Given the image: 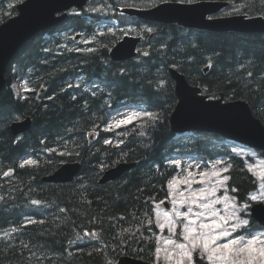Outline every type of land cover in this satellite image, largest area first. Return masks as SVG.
<instances>
[{"label":"trees","instance_id":"1","mask_svg":"<svg viewBox=\"0 0 264 264\" xmlns=\"http://www.w3.org/2000/svg\"><path fill=\"white\" fill-rule=\"evenodd\" d=\"M3 1L0 22L16 14ZM99 1L111 7L163 0ZM223 1L239 3L249 15L264 11L262 0ZM98 22L94 13L72 10L56 27L26 41L6 68L0 91V264H113L123 254L153 260L155 204L168 196L169 182L186 159L200 169L230 161L227 183L239 202L257 188L243 157L230 155L225 139L172 132L176 97L169 68L212 97L245 100L264 123V33L145 22L152 33L145 31L137 56L112 61L109 49L123 31ZM76 32L90 36L89 42L69 43ZM126 104L140 115L109 126L110 110ZM25 116L31 126L14 136L10 123ZM68 161L81 164L71 182L41 181ZM120 161L135 164L119 178L98 183ZM194 264L207 263L196 255Z\"/></svg>","mask_w":264,"mask_h":264},{"label":"water","instance_id":"2","mask_svg":"<svg viewBox=\"0 0 264 264\" xmlns=\"http://www.w3.org/2000/svg\"><path fill=\"white\" fill-rule=\"evenodd\" d=\"M86 0H25L17 5L18 14L0 25V91L5 85V69L18 49L31 36L61 22L66 13L57 15L71 6H82ZM225 5L218 2H199L195 4L163 3L148 10L124 11L136 14L144 20L177 22L184 26H196L214 31L229 29L256 32L264 31V19L257 17L244 19L232 16L219 19H205L207 13L214 12ZM139 37L125 36L110 50L113 60L132 58ZM169 74L175 82L177 102L170 115L171 129L174 132L198 130L219 133L252 146L264 148V127L254 118L247 103L239 100L223 102L224 95L218 99H208L202 89L192 86L186 77L176 69L170 68ZM31 126L29 117L10 124L13 135L24 133ZM134 163H120L104 173L100 183L113 181L123 175ZM79 162L63 164L57 171L44 180L48 182H71L80 172ZM252 215L264 224V205L256 204L251 208ZM117 264H148L128 257H121Z\"/></svg>","mask_w":264,"mask_h":264},{"label":"snow or ice","instance_id":"3","mask_svg":"<svg viewBox=\"0 0 264 264\" xmlns=\"http://www.w3.org/2000/svg\"><path fill=\"white\" fill-rule=\"evenodd\" d=\"M264 2V0H262ZM111 31V30H109ZM150 31V29H149ZM146 115L152 116L151 113H146ZM135 117H127L123 120H119L115 123V127H119L121 124L131 123L132 119ZM154 118V117H153ZM108 143V141H105ZM25 164L33 163L32 161H25ZM216 163H221L217 161ZM23 166V165H21ZM221 171L226 172L227 168ZM7 175V173H5ZM192 173H189L191 176ZM203 182V178L208 177L207 173H200ZM212 176H219L220 172H213ZM210 178V177H209ZM228 179L227 176L222 177L221 180L217 181L216 186H223V181ZM177 183H187L189 186L192 181L184 178L180 181H176L173 178V182H170L169 187H175ZM216 186L208 189H200L199 192L193 191L188 197H184L183 193H180L181 199L179 203L185 204H196L197 207L204 209L202 212L193 213L192 208L189 207L186 212H181L177 208L173 209L174 215L177 219H183L187 223L183 224L182 238L185 243H176L171 239L165 241L166 244H174L175 249H179V259L176 264H184L187 260V264H194L193 253H198L200 259H206L208 264H264V234L260 236L251 235L249 238L245 239L244 236H237L236 238L229 239L225 243H218V241L224 240L231 235L230 232L223 228V225L215 220L216 212L212 209V203L219 201H210L209 203H198V200L203 201L209 195H214ZM253 200L256 199L255 196L252 197ZM32 203H37L33 201ZM173 205L177 204L178 201L173 199ZM205 211L208 212L213 220L211 223L200 222L198 227L197 220L204 217ZM193 215L196 219H190L189 216ZM170 213L165 211L162 213V219L164 222L159 223V227L163 229L165 224L169 225V231L175 234L174 230L176 227L175 221L170 219ZM233 217H235V212H233ZM224 223L228 222V218H223ZM248 222L246 220H241L240 224L231 225L232 230L236 231L239 227L246 225ZM161 249L157 248L156 253L159 255ZM167 251V250H165ZM166 260L171 261L173 259V252H167L165 257Z\"/></svg>","mask_w":264,"mask_h":264},{"label":"rangeland","instance_id":"4","mask_svg":"<svg viewBox=\"0 0 264 264\" xmlns=\"http://www.w3.org/2000/svg\"><path fill=\"white\" fill-rule=\"evenodd\" d=\"M231 4L232 5H231L230 11H240L242 6L239 3H237V4L231 3ZM73 44H74V42H73ZM17 88H18V86L16 87L15 85H13V89H14L15 93L17 92ZM130 113L132 115L135 114V112H133V111H130ZM122 115H126V113H122L119 116H122ZM237 146L244 154L249 153L250 155H253V157L251 158V163L257 169V173H259V175H261L263 173V166H262L261 161L256 157V154L253 153L254 150L253 149L249 150L250 148L248 149V147H244V146L239 145V144ZM239 146H241V147H239ZM195 171H197V170H195V169L192 170V175L189 176V173H191L190 170L189 169L185 170V176H187L186 177L187 180L190 178V181H192V183L190 186L188 184H185L184 187L177 188L178 194L183 193L184 197H188L190 195V193H192L193 191L199 192L200 189H208V188H211L213 186H216L217 181L222 179V178H220V179H217L216 181L214 179L213 180L203 179V182H201L202 177H199L198 176L199 172H195ZM175 180L178 181L179 178L178 179L175 178ZM171 182H173V180ZM263 195H264V193L260 190L253 196H255L256 198H259ZM173 199L177 200L178 203L173 205V203H172ZM180 199H181V196L177 199V198H175V196L172 195L170 200H169L171 203L170 208L168 210H165L164 208L158 206V209L156 211V220L157 221L159 218L160 222H164L162 219V213L167 211L171 214L170 219L175 221L176 227H175L174 232L177 233V227L178 226L181 227V230H182L179 232V234H180L179 240L177 241L176 236H174L175 234H173L172 232L169 231V225L168 224H165V227L163 229H161V233L159 234L158 238H159V249H161V251H160L161 259L160 260H161L162 264H168L165 262L166 260L163 259V257H164V255L167 254V252H172L173 251L172 248L174 247V244H166L165 243L166 240L171 239L176 243L187 244V241H184L182 238L183 224L187 223V221L183 220L182 218L177 219L174 215L173 209L177 208L181 212H186L187 209L189 207H191L193 213L204 211V209L197 207L196 204L179 203ZM210 201H219L216 203H212V209L216 212L215 220L217 222L221 223L223 225V228L226 231L231 233V235L229 237L225 238L224 240L218 241V243H225L227 240L236 238L238 235L244 236L245 239H247L251 235L260 236L261 234H264V229L254 230L251 232V234H237L236 231L238 229H240L242 226L239 227L236 231L232 230L231 225H233V224L239 225L241 220L247 221V219L241 214L243 207L235 204L231 195L225 189L224 185L223 186H216V190H215L214 195L207 196V198L203 201L198 200V203H209ZM233 212H235V217H233ZM189 218L190 219H196V217L191 215V214H190ZM223 218H228V222L224 223ZM212 220H213V217L208 212L205 211L204 217H201L199 220H197V225L201 221L204 223H211ZM197 225H196V227H197ZM243 226H245V225H243ZM165 250H167V251H165ZM184 264H186V263H184Z\"/></svg>","mask_w":264,"mask_h":264},{"label":"bare ground","instance_id":"5","mask_svg":"<svg viewBox=\"0 0 264 264\" xmlns=\"http://www.w3.org/2000/svg\"><path fill=\"white\" fill-rule=\"evenodd\" d=\"M240 12V11H239ZM242 13V12H241ZM264 13V11L261 13L262 15H264L263 14ZM244 14H246V13H244ZM249 15V14H248ZM168 24H170V23H168ZM33 37V35L31 36V38ZM110 56V55H109ZM135 58V57H134ZM110 59H111V57H110ZM131 59V58H130ZM112 61H116V60H113V59H111ZM125 60H128V59H125ZM125 60H121V61H125ZM12 61V60H11ZM171 68V67H170ZM169 68V69H170ZM41 90H43V89H41ZM41 92V91H40ZM234 100H239V101H244L245 103H247L245 100H242V99H234ZM248 104V103H247ZM249 105V104H248ZM171 114H172V112H171ZM170 114V115H171ZM169 124H170V116H169ZM170 127H171V124H170ZM172 130V129H171ZM172 132L173 133H175L176 135H178L176 132H174L173 130H172ZM15 136V135H14ZM72 162H75V161H72ZM127 163V161H120V162H118V163H116V164H114V165H112L111 167H109V168H107V169H105L103 172H102V174H101V176H100V178H99V180H98V183H100V179H102V177L104 176V173L107 171V170H109V169H111V168H114L115 166H117L118 164H120V163ZM176 162H180L179 160L178 161H176ZM129 163H134L135 164V162H129ZM62 165V164H61ZM60 165V166H61ZM59 166V167H60ZM58 167V168H59ZM179 169H180V171H179V175L177 176V177H175V178H179V180L178 181H180V180H182V179H184V178H186L187 176H185V170L186 169H189L190 170V172L192 173V170H200V168L198 167V164L197 163H194L192 160H190V159H186L185 161H184V164H181V165H179ZM55 172V171H54ZM54 172H52L51 174H49V175H46V176H44V177H48V176H50V175H52ZM79 174V173H78ZM44 177H42L41 178V181H43V182H48V181H46V180H44ZM173 179H171L170 180V182L172 181ZM170 182H169V185H170ZM51 183V182H50Z\"/></svg>","mask_w":264,"mask_h":264}]
</instances>
